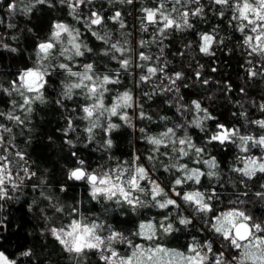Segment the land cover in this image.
Segmentation results:
<instances>
[{
  "label": "trees",
  "instance_id": "obj_1",
  "mask_svg": "<svg viewBox=\"0 0 264 264\" xmlns=\"http://www.w3.org/2000/svg\"><path fill=\"white\" fill-rule=\"evenodd\" d=\"M10 2L16 4L14 12L9 9ZM30 2L34 6L31 12L25 14L21 9L29 0H24V3L21 0H0V84L4 88L11 90V84L17 83L22 71L34 66L38 44L51 42L49 36L53 30V22H63L78 28L80 40L87 43L93 51L86 52L84 57L75 58V64L63 57L60 58L61 62L67 63L74 71H82L81 66L91 62L97 74H108L114 78L119 72L121 83L108 85L110 91L105 96L106 104L110 105L112 97L118 92L130 90L134 100H138V105L134 104L133 109L128 110L134 127L129 128L119 117H113L112 122L121 127L119 130H107L105 117L102 118L103 128L96 129L95 138L89 142L88 134L84 131L87 121L82 119V106L89 102L80 94V90H75L71 99L61 95V81L65 80V72L57 66V61L53 60V69L49 70L50 74L46 77L47 83L43 89L45 103L35 101L31 113H25L19 107L22 103L19 96L15 93L8 96L0 88V113H3L0 115V125L12 130L8 134L0 129V134L3 135L0 155L7 157L14 177L17 173L24 177V183L15 192L11 184H6L8 195L0 199V252L15 264H104L95 251L86 252L83 257L68 254L48 231L49 227L68 223L70 219H78L80 215L102 220L106 227L110 225L113 230L128 236L133 244H145L146 241L133 235L138 229L139 221L156 217L158 222L160 218L174 212L172 206L166 211L141 209L138 215H134L127 205L118 206L114 201L108 202L103 198L99 202L93 201L86 182L68 179V170L80 167L77 163L79 159H83L87 170L92 171L100 166H114L125 160L130 164L135 155L139 157L138 163L148 169L152 178L161 183L169 196L178 201L181 207L176 215L192 218L189 230H185L178 224L176 215L171 216L172 222L180 231L159 241L161 245L186 251L188 243L196 237L201 244L211 241L214 253H223L225 260L232 261L239 250L231 247L218 234L209 231L203 222L204 217H196L193 210L171 192L172 181L181 173L175 170L166 173L163 170V165L170 162V146L161 147L160 153H153V146L143 139L146 134H157L166 126L185 123V118L191 121L195 116L194 111L181 115L177 108L181 104L190 105L193 98L197 99L201 103V109H207L208 115L214 119L204 121V132L195 126L188 127L185 124V127L193 137V142L203 149V158L215 157L221 172L219 180L209 181L205 176L199 186L201 190L215 193L212 201L214 211L208 218L209 224L214 214L217 215L227 207L237 206L230 205L229 201L239 200L246 201L244 208L257 222L264 221V200L255 196L256 192H264L261 187L264 184V173H257L256 177L248 180L232 172L231 165L236 163V158L241 154L239 149L230 141L221 144L211 140V136L220 131V125L229 130L239 129L242 135L250 134L258 138L264 134V129L252 123L253 120H264V111L260 109V104L264 103V61L255 54L249 55L250 49L243 45L244 37L237 31V22L232 20L231 8L224 9L215 4L214 0H200L204 12L202 16L193 17L192 11L199 5H184L183 0L181 5H175L174 0H132L131 3L127 0H84L76 13L78 19H74L69 15V0L63 3L61 0H46L43 4L35 3V0ZM70 2L72 7H76V0ZM161 3L168 10L175 6L187 11L193 29L185 32L172 29L161 36L157 29L162 25L148 23L147 31H142L141 24L147 23L143 9H157ZM117 12L125 24L123 30L119 28V20L113 19ZM221 12L224 13L223 16L220 15ZM93 14L101 16L102 26L92 25L89 28L85 24L86 20L94 18ZM157 20L159 21V16ZM108 30L112 33V39L107 44L92 35L93 31L103 35ZM120 31L131 41L132 64L127 71L121 69L118 62L125 57L116 54L117 60H112L111 53L109 56L103 55V51H110L111 43L121 39ZM245 32L251 34L250 29L246 28ZM198 33L212 34L216 41L223 40V43L212 46L214 55L206 57L199 53L202 41ZM140 41L148 43L142 46ZM189 42L193 45L191 49L188 48ZM3 45H8V48ZM12 48L17 51L13 53ZM58 51L57 47L56 52ZM141 53L150 55L152 59L141 60ZM149 66L163 68V72L158 70L154 77L140 81L141 75H148ZM176 72L183 75L173 85L171 78H174ZM176 87L180 89L179 93L176 92ZM13 100L17 104L15 108ZM141 111L152 119H140ZM10 112L19 115L22 123L9 120L7 116ZM200 115H204V112ZM162 116L167 119L162 121ZM141 127L146 129V133L139 131ZM183 132L184 129H180L177 135L182 136ZM109 139L114 141L111 149L105 147ZM68 140H72L75 146L67 144ZM249 147L251 148V143ZM165 152L168 153L167 156L161 155ZM9 153L11 155H7ZM260 154L259 148L251 149V155ZM149 156L156 159L149 162ZM13 157L17 162L15 167ZM110 157H118V160ZM180 162L187 163L189 167H199L202 171L207 170L203 163H193L191 156ZM143 183L147 185L146 181ZM191 187V183L186 186ZM62 188L64 191H61ZM177 190L183 194L185 188L178 187ZM56 205H63L64 213L56 212ZM116 247L121 254L130 251L127 245L117 244ZM24 251H30L31 255L20 256L19 253Z\"/></svg>",
  "mask_w": 264,
  "mask_h": 264
},
{
  "label": "clouds",
  "instance_id": "obj_2",
  "mask_svg": "<svg viewBox=\"0 0 264 264\" xmlns=\"http://www.w3.org/2000/svg\"><path fill=\"white\" fill-rule=\"evenodd\" d=\"M121 2H124V0H121ZM127 2L131 3L132 0H127ZM80 3L81 0H76V7H72L69 0V15L73 16L74 19H78L76 13ZM183 3L184 5L193 3L199 5L192 11L191 15L193 17L202 16L204 6L200 3V0H183ZM174 4L181 5V0H174ZM221 6L224 9L231 8L232 20L237 22V31L243 35L244 39L242 43L250 49L249 55L255 54L260 57L261 61H264V39L259 41L258 48L256 47L255 42L250 43L247 41V37L249 35L256 37L257 35L264 34V4L261 3V0H227V2L221 4ZM256 8H261V15L259 17H256L254 14ZM241 9L252 17V24H249L248 21L243 18L241 15ZM162 12L166 14V19H161L157 23L165 26L167 24V19L172 20V25L170 27L165 26L163 28L164 33L172 29H175L177 32H185L193 29L189 13L187 11H182L180 7L174 6L171 10H168L164 5ZM185 13H188V15H185ZM223 14V12L220 13L221 16H223ZM93 15L95 17V14ZM92 19L85 21V24L88 25L89 28H91L92 25L102 26V21L99 24H91ZM116 20H119V28L123 30L125 28L123 20L120 19V17ZM146 21L147 23L141 24L142 31H147L148 23L150 22L147 19ZM157 23L151 24L156 25ZM57 25H60V27H57ZM246 28L250 29L251 34L242 30ZM160 29L161 27H159L157 31L161 35ZM92 35L97 40H103L106 44L112 39V33L110 30L105 31L103 35L93 31ZM198 35L202 41L199 46V53L206 57L214 55V52L212 51V46L214 44L223 43V40L216 41L214 35L212 34L198 33ZM80 36L81 33L78 28L63 22H53V30L49 36L51 47L47 46L49 42H41L38 44L35 52L36 60L34 61V66L28 68L34 69V71L28 75L27 84L22 85L21 82H13L11 84V90L4 88L2 84H0V88L6 90L4 92L8 96H12L13 93H15L21 100H23L25 96H34V102L39 101L43 104L45 103L43 89H41L43 92L42 98L37 96L35 93L28 92L26 89L35 88L39 83H44L46 76L41 75V70H47V75H49V70L53 69V60L57 61V66L65 72V80L61 81V84L63 85V92L61 95L64 98L70 99L68 98L69 92H71L73 96L75 94V90H80V94L89 102L87 105L90 107L92 115L87 116V114L83 112V108L85 106H82V119L87 121V127H85L84 131L88 134V140L91 142L95 138L94 131L98 128H103L102 118H107V130H119L121 127L119 124L112 122L113 117H119V120L129 128L134 127L133 118L129 115L128 110L133 109L134 104L138 105V100H134V96L130 90H124L118 92L112 97L113 102L110 105L106 104L105 96L110 91L108 85L121 83L119 79V72L116 73L115 78L108 74H97L94 64L91 62L83 64L81 66L82 71H74L72 67L67 69L60 67V65H68L67 63L61 62L60 58L62 57L75 64V58L84 57L86 52L91 53L93 51L87 43L80 40ZM205 36H207L206 39L204 38ZM120 38L121 39H118L116 42L111 43L110 51H103V55L109 56L111 53L112 60H117L116 54L125 57L118 62L120 68L127 71L132 64L131 41L127 39L123 31H120ZM147 43V41H140L142 46L147 45ZM41 44L45 45L43 49L40 47ZM3 47L8 48V45H3ZM57 47L59 48L58 52H56ZM192 47V43L189 42L188 48L191 49ZM16 51L17 50L12 52L15 53ZM161 54H163V48L161 49ZM124 61H127L126 65ZM201 67L203 66L201 65ZM25 71L26 70L22 71V73ZM160 71L163 72V68H160ZM70 73H74V75ZM147 73L150 77H154L157 74L149 73L148 67ZM182 75L183 74L181 72H176L174 78H171V83L175 85V82L180 80ZM251 75H256V73H251ZM143 77H145V75L140 76V81H147L146 79H143ZM106 79L112 81V83H106ZM81 85H83V87H81ZM93 85H95L96 88L95 92L92 91ZM22 88L25 90L22 91ZM168 90L171 91V89ZM175 90L177 93L180 91L178 87H176ZM57 103H60V101H57ZM32 104L27 109L19 107L22 108L25 113H31L33 111ZM197 104H199V107L196 106ZM15 107H17V105ZM260 109L264 111V103L260 104ZM188 111L195 112V116L191 121H187L185 118V123H177L174 126H166L164 130L157 134H146L143 137L147 144L153 146V153H160L161 147L169 148L170 146V162L168 165H163V170L166 173L170 170H175L176 172L181 173V175L177 176L174 181H172L171 192L174 196L179 197L186 207L192 209L196 217H200L202 215L204 217L203 222L206 226H208L209 231L214 234H218L220 237H226L227 234L234 235L238 232L241 237H246L248 235V226L251 225L253 226L252 235L257 236L258 233L255 230V225L259 224L261 231H264V221L257 222V220L253 218L251 213L244 208L246 203L244 200L229 201L228 203L230 205L235 204L237 206L227 207L223 211H219L215 217H211L212 222L209 224L208 218L214 211L212 201L215 193H209L206 189L201 190L199 186L202 183V178L205 176L209 181H212L213 179L219 180L221 177L220 166L215 157H211L209 159L203 158V149L198 147L193 142V137L189 134L188 128L185 127V124H187L188 127L195 126V128L204 132V121L214 119V117L208 115L207 109L202 110L201 103L195 98L191 100L190 105L181 104L177 108V112H180L181 115ZM202 111L204 112V115H200ZM11 114L12 116H19L14 115L13 113ZM139 115L140 119H152L150 116L146 117L143 111H141ZM7 118L9 119V116H7ZM160 119L164 121L167 118L162 116ZM9 120L22 123L21 119ZM257 121L259 120H253L252 123L259 126ZM71 127L72 124L71 121H69V128ZM89 127L93 129L91 138L89 137V133L86 131ZM0 129H3V132L8 134H11L12 131L11 128L3 125H0ZM180 129H184L182 136L177 135V132ZM139 131L141 133H146V129L143 127H141ZM218 134L219 133H217V135ZM241 136L247 137L254 135H242L240 130L237 129L235 136L230 137V139L227 140L235 144L241 153L236 158V163L231 165V171L246 177L248 180H252L256 177L257 173H264V171H260L262 165L257 163V161L264 162V143L259 142L260 137L264 136V134L260 135L258 138L256 137L257 142L251 143V148L249 147L250 142L239 139ZM109 140L110 144L108 143ZM109 140L106 141L105 147L111 149L114 146V141L111 139ZM211 140L215 141L213 139ZM224 142L225 141L220 143L223 144ZM66 143L72 145L73 147L75 146L72 140H68ZM0 144H3V140H0ZM245 148H247L246 152L244 151ZM255 148H259L261 150V154L259 156L251 155V149ZM177 153L179 154L178 156L176 155ZM245 153H248V155H244ZM7 155L11 154L9 153ZM73 155H75V153H73ZM161 155L167 156L168 153H161ZM190 156L193 157V163H203L207 166V170L202 171L199 167H189L187 163L180 162L184 158H188ZM110 159L118 160V157H110ZM155 159L156 157L154 156L148 157L149 162H153ZM138 161L139 157L133 155L130 164L127 160H125L123 163H116L114 166H100L92 171H88L85 166V161L83 159H79L77 163L80 167H77L74 170L69 169L68 179L76 182H86L89 185V194L93 201L99 202L100 199L103 198L108 202L114 201L118 206L127 205L131 208L134 215H138L141 209L152 208L166 211L170 206H172L174 212L170 213L168 216L160 218L158 223L156 217H150L147 220L139 221L138 229L133 233V235L142 238L146 241L145 244H133L132 240L128 236L124 235L122 232L113 230L110 225V227H106L102 220L92 219L91 216L80 215L78 219H70L68 223H60L59 226L49 227L48 231L51 236L55 238L65 252L70 255L74 254L76 257H83L86 252L95 251L98 254L99 259L104 262V264H212L211 258L213 256H216L219 260H221L222 264H233L234 261L238 262L240 260V256L245 254L242 250L233 247L234 249L239 250V255L234 256L232 261H227L225 260L223 253L217 255L213 252V244L211 241H205L201 244L196 237H193L188 243L186 251H181L176 247L162 246L159 241L165 240L166 238L172 236L173 233L180 231V229L172 222L171 216L176 215V212L180 211L181 206L176 199L169 196L168 191H166L161 183L153 179L148 169H146L142 164H139ZM16 163L17 162L13 157V167L16 166ZM77 169H83L87 176L95 174L99 180L102 181V183L89 181L85 178L76 179L71 174ZM25 174L27 175L26 171ZM32 175H35V173ZM0 179H3L4 184H10L6 175L0 174ZM145 181L147 182V185L143 183ZM11 183L16 185L15 187H12L13 192H15L20 185L24 183V177L17 173ZM189 183L192 184V187L186 188ZM4 184H0V193H4L5 191L7 192V189L4 188ZM178 187L185 188L183 194L177 190ZM261 187L264 188V184H261ZM61 191H64V189L62 188ZM94 192L95 195L93 194ZM255 196L258 199L264 200V192H256ZM4 197L5 196L3 194H0V199H3ZM9 199H11V197H9ZM29 210H31V208H29ZM55 210L58 213H64L63 205H56ZM240 213H243L244 215H240ZM245 216L250 219L245 221ZM176 220L185 230H189V225L192 224V218L184 215H176ZM94 225H101L105 227H94ZM53 229L56 231L54 232ZM113 232L117 233L115 239L111 238ZM262 239H264V237H262ZM223 240L227 242L226 239ZM117 244L127 245L130 249L128 252L129 255L125 257L123 254H120L114 261L111 258L106 261L104 257L108 256L109 248L113 249L117 253H120L117 250ZM133 245H136V247L133 248ZM261 247H264V245ZM19 255L27 257L31 255V252L24 251L19 253ZM247 255L255 259V264H260L261 260L264 259V253L261 252L260 247H251L248 250ZM12 262L15 264L14 261Z\"/></svg>",
  "mask_w": 264,
  "mask_h": 264
},
{
  "label": "snow or ice",
  "instance_id": "obj_3",
  "mask_svg": "<svg viewBox=\"0 0 264 264\" xmlns=\"http://www.w3.org/2000/svg\"><path fill=\"white\" fill-rule=\"evenodd\" d=\"M46 0H35V3L38 4H43L45 3ZM61 2H65V0H61ZM84 0H81V3H83ZM217 5H221L224 4L225 2H227V0H215ZM21 3H24V0H21ZM261 3L264 4V0H261ZM34 5L31 4L30 0L29 3L26 4L21 11L25 14L31 12L32 7ZM164 7V4L161 3L160 7L157 9H143V11L146 13V19L150 22V23H157V16H159V20L161 19H166V14H164L162 12V9ZM9 9L12 10L13 12L16 9V4L15 3H9ZM255 16L259 17L261 15V8H256L255 10ZM185 15H188V13H185ZM241 15L243 16V18L245 20L248 21L249 24H252V17L250 15H248L247 12H245L243 9H241ZM120 17V13L117 12L115 14V16L113 17V19H119ZM102 18L100 15H95V17L91 20V24H99L101 23ZM172 25V20L171 19H167V24L165 26L170 27ZM165 26H161V35H164V31L163 28ZM9 27H12V25H9ZM57 27H60V25H57ZM243 31H245L246 29H242ZM205 39L207 38V36L204 37ZM13 39H15V37H13ZM261 39H264V34L261 35H257L256 37H253L252 35H249L247 37V41L248 42H255L256 47H259V41ZM143 43V42H142ZM48 47H51V43L49 42L47 44ZM41 49H43L45 47L44 44H41ZM12 51H15V48L11 49ZM140 59L143 61H149L152 59L151 56L141 53L140 54ZM125 65L127 64V61H124ZM60 67L63 68H70L69 65H60ZM160 71V69H157L156 67H148V72L152 73V74H156L157 71ZM34 71V69H28L26 70L24 73H22L19 77V82L22 83V85H26L27 84V77L28 75ZM91 71V70H89ZM73 74L74 73H70ZM255 74V73H253ZM41 75L44 76H48L47 75V70L42 69L41 70ZM151 77L149 75H146L145 77H143V79L149 80ZM106 83H112V81L107 80L105 81ZM47 83V80L44 81V83H39L37 87L35 88H27L26 90L28 92L31 93H35L37 96H40L41 98L43 97V92L41 91V89L45 88V84ZM81 87H83V85H81ZM25 89L22 88V91H24ZM3 91H6L3 89ZM92 91L95 92L96 88L95 85H93L92 87ZM68 98H72V93L69 92L68 93ZM35 100L34 96H25L24 99L22 100V103L19 105L20 107H23L25 109H27ZM13 105L14 107L17 105L16 101H13ZM197 107H199V104L196 105ZM83 112L87 114V116H91L92 115V111L90 109V107L88 105H85V107L83 108ZM0 115H3V113H0ZM9 119H16V120H20L21 118L19 116H12L11 113H8ZM257 123L259 124V126L261 127V129H264V120H259L257 121ZM221 131L219 132V134H215L211 136V139L215 140V141H219V142H223V141H227L230 139V137L235 136L237 129H225L222 125L218 126ZM86 131L89 133V137L91 138L92 133H93V129L91 127L87 128ZM240 140H247L250 143H256L257 139L255 136H241L239 137ZM0 140H3V135L0 134ZM260 143H264V136L260 137L259 140ZM108 143L110 144V140L108 141ZM244 151H247V148L244 149ZM17 155H19V153H17ZM21 159H23V157L21 156ZM257 163H260L262 166L260 168V171H264V162L262 161H257ZM27 171V170H25ZM79 173V174H78ZM0 174H4L7 176L9 183L12 185V187H15L16 185L14 183H11L14 179L13 173H12V166L10 165V162L8 161L7 157L4 155H0ZM33 174V173H32ZM73 177H75L76 179H81V178H85L88 179L89 181H93V182H100L102 183V181L99 180V178L93 174L91 176H87L84 172L83 169H77L75 171L72 172L71 174ZM0 184H4L3 179H0ZM6 184H4V188ZM3 194L5 197L8 195V193L5 191L4 193H0ZM95 195V192L93 193ZM62 210V209H61ZM213 213V212H212ZM240 215H244L243 213H240ZM216 215L214 214L213 217H215ZM245 221H247L248 219H250L249 217L245 216L244 217ZM158 223V222H157ZM94 227H105V226H101V225H94ZM110 227V226H107ZM255 230L258 233L257 236H253L252 232H253V226L249 225L248 226V235L246 237H241L239 235V233H235L233 234H227L226 237L222 236L223 239H226L227 242L230 244L231 247L237 248L242 250L245 254L240 256V260L238 262L234 261V264H255V259L252 257H249L247 255L248 250L255 246V247H260L261 248V252L264 253V247H261L262 245H264V239H262V237H264V231H261V227L259 224L255 225ZM53 231L55 232L56 230L53 229ZM117 236V233L113 232L112 233V239H115ZM136 245H133V248H135ZM121 253H117L116 251H114L113 249L109 248L108 250V256L104 257L106 261L109 260V258H111L113 261L115 260V258L117 256H119ZM125 257H127L129 255V253L127 254H123ZM239 255V253H238ZM0 264H13L12 261H9L8 258L4 255V253H0ZM212 264H222L221 260H219L216 256L212 257ZM260 264H264V259L261 260Z\"/></svg>",
  "mask_w": 264,
  "mask_h": 264
},
{
  "label": "rangeland",
  "instance_id": "obj_4",
  "mask_svg": "<svg viewBox=\"0 0 264 264\" xmlns=\"http://www.w3.org/2000/svg\"><path fill=\"white\" fill-rule=\"evenodd\" d=\"M21 74H22V73H21ZM21 74H20V75H21ZM20 75H19V77H20ZM19 77H18V81H17V83H19ZM225 129H227V128H225ZM220 131H221V129H220ZM220 131H219V132H220ZM219 132H218V133H219ZM8 260H9V259H8ZM9 261H10V260H9Z\"/></svg>",
  "mask_w": 264,
  "mask_h": 264
}]
</instances>
